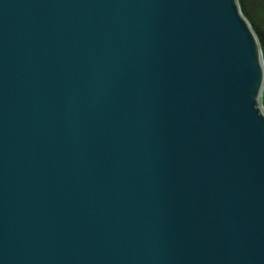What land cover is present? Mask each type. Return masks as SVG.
<instances>
[{"label":"water","instance_id":"1","mask_svg":"<svg viewBox=\"0 0 264 264\" xmlns=\"http://www.w3.org/2000/svg\"><path fill=\"white\" fill-rule=\"evenodd\" d=\"M263 92L238 0H0V264H264Z\"/></svg>","mask_w":264,"mask_h":264},{"label":"trees","instance_id":"2","mask_svg":"<svg viewBox=\"0 0 264 264\" xmlns=\"http://www.w3.org/2000/svg\"><path fill=\"white\" fill-rule=\"evenodd\" d=\"M240 9L252 25L261 44L264 59V0H238ZM264 108V92L262 97Z\"/></svg>","mask_w":264,"mask_h":264}]
</instances>
